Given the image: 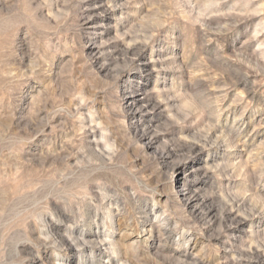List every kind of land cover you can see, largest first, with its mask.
<instances>
[{
    "label": "rangeland",
    "instance_id": "1",
    "mask_svg": "<svg viewBox=\"0 0 264 264\" xmlns=\"http://www.w3.org/2000/svg\"><path fill=\"white\" fill-rule=\"evenodd\" d=\"M79 232L92 262L264 264V0H0V264Z\"/></svg>",
    "mask_w": 264,
    "mask_h": 264
},
{
    "label": "bare ground",
    "instance_id": "2",
    "mask_svg": "<svg viewBox=\"0 0 264 264\" xmlns=\"http://www.w3.org/2000/svg\"><path fill=\"white\" fill-rule=\"evenodd\" d=\"M134 49L136 50V48H131L129 50L130 55H135L136 54L135 51H134ZM137 95H138V93H136V95H134V96H137ZM131 101H132L131 108H129V110H131V114L133 115V117H137V122L136 123H139L141 121V119L138 117V111L139 110L145 108V110H148L149 111V110L153 109L156 106V104H157V103L155 104L154 101L152 102L150 99H147V98H144L142 100L140 98H137L136 99L135 97H133ZM145 132L143 131L142 134H141L143 137L146 136V133ZM151 142H152V140H151V138H149L148 141H147V144H151ZM179 190H180V196L184 200V205L187 206V207H189V208L190 207H193L194 206L193 204L198 201L199 195L197 193H195V191H192V190L190 191L188 189V187L185 186L184 184L181 186V188ZM176 195H178V193H176ZM190 211H192V209ZM78 235L80 236V238L71 237L70 240L68 239L69 242L67 243V247L70 250L75 249V247L81 248L79 250V257H82V258H81L80 261H76L74 257H67V262L65 264H106V262L105 261H102L100 258L97 259L95 262H92V260H90L88 258L87 259L86 258L84 259V257L82 256V254H84L87 251H88L89 254H91L92 253V249L95 246H97V244H99L93 238L96 235H98V233L96 234V232H93V233H89V232L88 233L79 232ZM50 241H51L50 243H52L54 240L53 241L50 240ZM56 243H57V241H56ZM56 243H54V244H56ZM57 245H59V244H57ZM112 245H114V242L113 241H110L109 242V246H112ZM35 257L38 258V259L40 258L39 254H37V256H35ZM36 261L37 262H35V263L38 264L39 260L36 259ZM109 262L110 261L108 260V263ZM52 264H54V263H52Z\"/></svg>",
    "mask_w": 264,
    "mask_h": 264
}]
</instances>
